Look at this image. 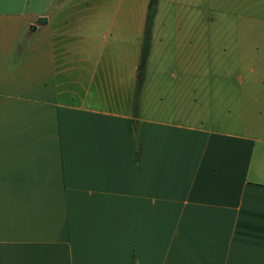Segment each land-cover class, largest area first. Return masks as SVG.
Masks as SVG:
<instances>
[{
  "label": "crops",
  "instance_id": "obj_1",
  "mask_svg": "<svg viewBox=\"0 0 264 264\" xmlns=\"http://www.w3.org/2000/svg\"><path fill=\"white\" fill-rule=\"evenodd\" d=\"M62 1L0 0V264H264V132L126 113L135 65L77 83Z\"/></svg>",
  "mask_w": 264,
  "mask_h": 264
},
{
  "label": "rangeland",
  "instance_id": "obj_2",
  "mask_svg": "<svg viewBox=\"0 0 264 264\" xmlns=\"http://www.w3.org/2000/svg\"><path fill=\"white\" fill-rule=\"evenodd\" d=\"M147 2L63 0L50 14V33L75 54L77 83L105 69L121 83L139 65ZM131 83L125 112L140 119L264 132V0H157L147 56Z\"/></svg>",
  "mask_w": 264,
  "mask_h": 264
},
{
  "label": "trees",
  "instance_id": "obj_3",
  "mask_svg": "<svg viewBox=\"0 0 264 264\" xmlns=\"http://www.w3.org/2000/svg\"><path fill=\"white\" fill-rule=\"evenodd\" d=\"M156 3H157V0H148L147 5H146V14H145L146 32H145V36L143 38V42H142V46L140 50L139 65L137 66L138 71L144 65V62L147 56V47H148L150 27L152 24V19L154 17Z\"/></svg>",
  "mask_w": 264,
  "mask_h": 264
},
{
  "label": "water",
  "instance_id": "obj_4",
  "mask_svg": "<svg viewBox=\"0 0 264 264\" xmlns=\"http://www.w3.org/2000/svg\"><path fill=\"white\" fill-rule=\"evenodd\" d=\"M44 23H46V18L45 17H38L37 18V20H36V24H44ZM30 29H34V26L33 25H31L30 26Z\"/></svg>",
  "mask_w": 264,
  "mask_h": 264
}]
</instances>
